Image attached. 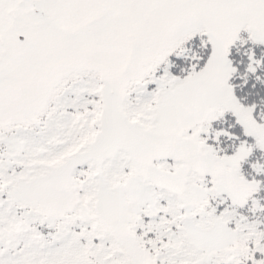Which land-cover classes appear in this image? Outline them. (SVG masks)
Segmentation results:
<instances>
[{"label": "snow or ice", "instance_id": "snow-or-ice-1", "mask_svg": "<svg viewBox=\"0 0 264 264\" xmlns=\"http://www.w3.org/2000/svg\"><path fill=\"white\" fill-rule=\"evenodd\" d=\"M0 264H264V0H0Z\"/></svg>", "mask_w": 264, "mask_h": 264}]
</instances>
